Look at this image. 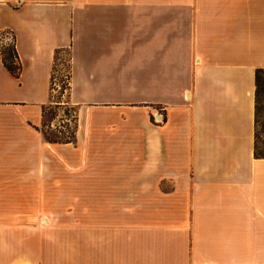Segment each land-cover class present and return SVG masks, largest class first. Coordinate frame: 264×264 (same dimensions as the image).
<instances>
[{
    "label": "crops",
    "instance_id": "crops-1",
    "mask_svg": "<svg viewBox=\"0 0 264 264\" xmlns=\"http://www.w3.org/2000/svg\"><path fill=\"white\" fill-rule=\"evenodd\" d=\"M8 32L20 73L0 53V111L16 114L0 115V185L44 184L46 141L13 128L38 123L57 50L79 110L75 141L45 144L85 218L50 264H264V0H0Z\"/></svg>",
    "mask_w": 264,
    "mask_h": 264
},
{
    "label": "rangeland",
    "instance_id": "rangeland-1",
    "mask_svg": "<svg viewBox=\"0 0 264 264\" xmlns=\"http://www.w3.org/2000/svg\"><path fill=\"white\" fill-rule=\"evenodd\" d=\"M7 46L0 44V49ZM58 56L56 86L51 88L49 102L41 107L38 123L27 121L21 126L15 124L13 128L21 138L36 141L37 145L40 143L36 131L42 137L76 138L79 110L70 103L69 88L65 84L69 56L67 52H60ZM258 101L256 152L264 156V72L259 78ZM14 113L0 111L1 117H15ZM46 142L57 145L68 143ZM45 144L43 155L38 157L44 163L40 169L45 174L43 185H0V264H50L53 242H56V247H61V242L68 239V226L84 223L83 210H75L74 202L68 201L66 186L58 187L51 183L53 171L62 172L57 168V154L61 155L64 151L60 147L50 149Z\"/></svg>",
    "mask_w": 264,
    "mask_h": 264
},
{
    "label": "trees",
    "instance_id": "trees-1",
    "mask_svg": "<svg viewBox=\"0 0 264 264\" xmlns=\"http://www.w3.org/2000/svg\"><path fill=\"white\" fill-rule=\"evenodd\" d=\"M61 52V50H57L54 55L53 59V67H52V74H51V79L55 75L56 71V61L59 59L58 54ZM1 57H2V62L5 68L16 78L19 77L20 73V62L18 59V55L15 49L14 44L12 43L11 46H7V48L0 49ZM264 72V69H258L256 71V90H255V120L257 116V106H258V97H259V78L260 75ZM66 87L69 88V66H68V74L66 75V80H65ZM51 84H50V91H51ZM45 141L48 142H73L75 140L74 136L73 137H68L66 138H60L58 136H53V137H46L44 136ZM74 138V140H73ZM255 154L257 155L256 148H255Z\"/></svg>",
    "mask_w": 264,
    "mask_h": 264
},
{
    "label": "built area",
    "instance_id": "built-area-1",
    "mask_svg": "<svg viewBox=\"0 0 264 264\" xmlns=\"http://www.w3.org/2000/svg\"><path fill=\"white\" fill-rule=\"evenodd\" d=\"M0 42L1 43H4V44H8V45H10V44H12L13 43V36H12V34L11 33H5L3 36H2V38H1V40H0ZM51 86L53 87V86H56V77H55V75H54V77L51 79Z\"/></svg>",
    "mask_w": 264,
    "mask_h": 264
}]
</instances>
